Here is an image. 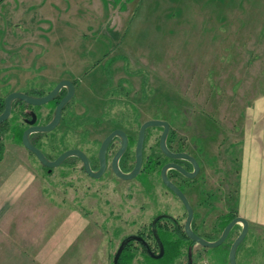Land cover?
Listing matches in <instances>:
<instances>
[{
    "label": "rangeland",
    "instance_id": "rangeland-1",
    "mask_svg": "<svg viewBox=\"0 0 264 264\" xmlns=\"http://www.w3.org/2000/svg\"><path fill=\"white\" fill-rule=\"evenodd\" d=\"M4 1L0 4V14L9 18V29L24 32L26 36L34 33L36 38L21 44L18 54L23 59L19 63L32 61L28 71L15 70L18 78L21 77L18 81L23 82L21 74L32 76L36 62L52 63L51 67L55 64L78 74L116 60L119 71L115 77L130 80L131 90L130 94L121 91L119 102L112 109L120 113L115 119L132 132L145 119L162 115L169 120L176 137L188 143L195 134L194 142L203 144V139L198 138L197 121H202L201 125L205 123L209 130L218 126L229 131L240 126L245 106L264 92V43L255 39L260 32L264 38V7L257 13L255 0H202L200 6L194 5L197 0ZM242 20L244 29L238 31ZM18 43V39H13L12 45ZM231 43L235 47H228ZM226 49L232 55L224 53ZM212 87L217 92L210 99ZM159 130L160 127L149 128L145 154L156 149ZM220 135L222 138L223 134ZM206 153L209 152H205V158ZM222 156L225 157V152ZM220 176L224 179V173L217 171L218 197H225L229 185L219 182ZM125 182L128 180L120 184L122 192L126 191ZM81 183L72 184V200L50 196L45 184L43 192L52 202L80 209L88 215L87 235L91 239L86 254L104 253L112 264L122 236L135 232L137 224L147 217L136 215V224L134 214L138 208L132 207L133 199L117 195L115 200L122 203L114 206L118 209L112 223L108 221V228L104 229L98 221L102 217L100 206L105 204L97 197L84 196ZM234 195L232 201L229 198V208L235 206ZM226 202H218V211L227 209ZM221 226L222 221L218 222L213 236ZM236 232L235 229L224 244L204 249L195 245L203 252L192 264H229L227 248ZM252 245L255 250L252 247L249 252ZM184 249L183 246L174 256L168 249L161 258L145 260L136 252L130 264H184ZM239 260L236 264H258L264 260V236L256 233L248 236Z\"/></svg>",
    "mask_w": 264,
    "mask_h": 264
},
{
    "label": "flooded vegetation",
    "instance_id": "flooded-vegetation-1",
    "mask_svg": "<svg viewBox=\"0 0 264 264\" xmlns=\"http://www.w3.org/2000/svg\"><path fill=\"white\" fill-rule=\"evenodd\" d=\"M4 2L0 0L1 5ZM8 19L6 15L0 14V114L6 112V116L0 120V162L4 165L3 175L8 178L18 174V177H30L41 184L42 191L45 184L50 196L70 200L73 199L72 184L81 181L84 196L97 197L106 205L100 206L102 217L98 221V225L104 229L108 228V223H112V216L116 213L114 211L118 209L114 206L122 203L121 200H115V196L130 197L133 199L132 207L138 208L134 220L136 221V215L147 217L145 221H136L138 224L135 232L123 235L118 242L119 245L127 235H136L146 243L132 238L125 244L124 248L129 247L132 251L130 261L135 259L136 252H140L144 260L156 259L165 256L168 247L181 252L184 246V264L195 262L203 251L197 249L195 245L200 244L185 232L188 216L186 204L191 209L190 228L208 240L217 238L225 224L236 216L232 215L229 208V197H218V182L210 153H206V160H202L198 144L193 139L195 134L190 138L191 142L185 143L176 137L169 120L162 115L153 116L151 118L164 119L169 123L167 148L171 152H183L187 155L171 157L164 153L159 145L162 126H149L144 132L139 172L129 179L120 177L114 170V161L124 172L133 168L139 128L132 132L131 128L122 126L115 119L119 118L120 113L112 108L119 102L121 91L130 94L131 90L130 80L121 79L119 75L115 77L119 71L116 60L101 65L100 68L84 69L78 74L55 64L51 67L52 63L36 62L32 76L21 74L24 79L20 82L18 79L21 77L18 78L15 70L19 68L28 71V65L32 61L29 60L27 64L19 63L23 59L18 54L21 44L29 38V42L36 38L33 37L34 33L26 36L24 32L9 29ZM13 39L19 40L15 46L12 45ZM10 71L13 72L12 75ZM13 92L30 96L35 101H28L18 95L9 97ZM52 122L54 124L51 127H46ZM151 127H160L155 141L156 149L145 154V143ZM120 130L126 136V146L115 159L122 144ZM108 135L111 137L102 150L103 170L100 175L93 176L87 171L84 158L92 171L98 170L101 164L100 148ZM25 137L34 149L26 146ZM63 154L64 157L56 162ZM170 164H176L192 175H187ZM164 165H168L165 170L167 179L182 192L185 200L164 180L161 173ZM122 180H128L124 183L125 192L120 189ZM220 200H227V209L218 211ZM220 221L222 226L218 234L213 236ZM235 229L237 232L229 246L241 229L239 222L234 223L222 244L227 242ZM248 236L249 229L240 244ZM161 247L162 254L156 256ZM200 247L204 249V246Z\"/></svg>",
    "mask_w": 264,
    "mask_h": 264
},
{
    "label": "crops",
    "instance_id": "crops-1",
    "mask_svg": "<svg viewBox=\"0 0 264 264\" xmlns=\"http://www.w3.org/2000/svg\"><path fill=\"white\" fill-rule=\"evenodd\" d=\"M255 1L258 13L264 1ZM202 2L194 1V5L200 6ZM243 22L238 31L244 29ZM262 35L260 32L256 36L258 43H264ZM224 53L232 55L228 49ZM212 90L210 99L217 92L214 87ZM197 123L198 138L204 141L197 143L199 152H203L202 160L208 151L215 172L224 173L219 182L229 185L226 195L232 201L231 195L235 194L232 215L248 220L249 236H264V92L245 106L238 127L222 131L213 126L209 130L205 123L201 125L202 121ZM3 168L0 162V264H109L104 253L86 254L91 239L87 235V214L52 202L41 184L30 177H5Z\"/></svg>",
    "mask_w": 264,
    "mask_h": 264
},
{
    "label": "water",
    "instance_id": "water-1",
    "mask_svg": "<svg viewBox=\"0 0 264 264\" xmlns=\"http://www.w3.org/2000/svg\"><path fill=\"white\" fill-rule=\"evenodd\" d=\"M14 95H18V96H21L23 97L24 99L28 100V101H35L34 98L30 97V96H27L25 94H22V93H19V92H13V93H10V96H14ZM6 116V112L0 114V120L3 119L4 117ZM54 123H50L48 126L46 127H51ZM149 126H162L163 130L160 134V138H159V145H160V148L161 150L168 154L169 156L171 157H178V156H182V155H187L186 153H174V152H171L167 146H166V135L168 133V130H169V123L167 120H164V119H159V118H148L146 120H144L141 124H140V127H139V131H138V136H137V141H136V148H135V157H136V160H135V164L133 166V168L127 172H124L122 171L121 169L118 168V166L116 165V162L114 161V170L115 172L122 178L124 179H129V178H132L134 177L140 170V167H141V162H142V145H143V139H144V132H145V128L149 127ZM121 137H122V144L120 146V149L117 151L116 155H115V159L118 157V155L125 149V146H126V136L124 134L123 131H119ZM111 137V135H108L102 145H101V148H100V157H101V164H100V167L98 170L96 171H92L86 161V159L84 158L85 160V167L87 169V171L93 175V176H98L101 174L102 170H103V167H104V161H103V158H102V150L103 148L105 147L106 143L108 142L109 138ZM25 144L27 147L29 148H33V146L28 142V140L26 139L25 137ZM64 157V154L62 156H60L56 162H59L62 158ZM43 159V158H42ZM43 162L44 163H47V161L45 159H43ZM54 162V163H56ZM170 165H174L176 167H178L180 170H182L184 173H186L187 175H192V173H188L186 171H184L180 166L176 165V164H170ZM168 165H164L162 167V176L164 178V180L166 181V183L179 195L181 196L184 200H185V197L184 195L182 194V192L176 188L166 177V174H165V170L167 168ZM187 207H188V216L186 218V226H185V232L186 234L194 241L198 242L200 245L206 247V246H216L218 244H221L226 236L228 235L230 229L232 228V226L234 225V223L236 222H239L241 224V229L240 231L238 232V234L235 236V238L233 239V241L231 242L230 246H229V249H228V261H229V264H236V251H237V247L238 245L240 244V242L244 239L246 233H247V230H248V226H249V223H248V220L241 216V215H236L234 216L232 219H230L226 224L225 226L223 227L221 233L219 234V236L213 240H208V239H205L204 237L196 234L194 231H192V229L190 228L189 226V221H190V218H191V209H190V206L188 204H186ZM132 238H138L140 239L144 244H146L142 238L136 236V235H127L126 237H124L122 239V241L120 242V244L118 245V247L116 248L115 250V253L113 255V259H112V264H118V258L125 246V244ZM162 247L160 248V253L156 256H160L162 254ZM187 264H191L190 262H188ZM264 264V263H263Z\"/></svg>",
    "mask_w": 264,
    "mask_h": 264
},
{
    "label": "trees",
    "instance_id": "trees-1",
    "mask_svg": "<svg viewBox=\"0 0 264 264\" xmlns=\"http://www.w3.org/2000/svg\"><path fill=\"white\" fill-rule=\"evenodd\" d=\"M241 247H242V244L238 245V247H237V251H236V263H237V261L240 263V260H239V252L241 250ZM252 247H253V245L248 248L249 249V252L251 251V248ZM168 249H169V251H171V250L172 251H175L174 254H178V252H179V250H176V248L173 250V247H168ZM252 250H255V248L253 247ZM131 256H132L131 248H129V247L124 248L123 251L121 252L119 258H118V264H130V262H131L130 261ZM263 263H264V260H262L258 264H263Z\"/></svg>",
    "mask_w": 264,
    "mask_h": 264
}]
</instances>
